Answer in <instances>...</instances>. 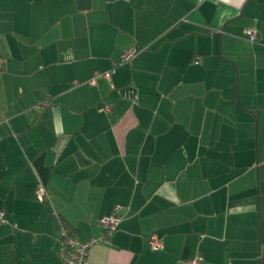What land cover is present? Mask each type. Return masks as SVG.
I'll list each match as a JSON object with an SVG mask.
<instances>
[{"label":"crops","instance_id":"1","mask_svg":"<svg viewBox=\"0 0 264 264\" xmlns=\"http://www.w3.org/2000/svg\"><path fill=\"white\" fill-rule=\"evenodd\" d=\"M0 209V264H264V0H0Z\"/></svg>","mask_w":264,"mask_h":264},{"label":"built area","instance_id":"2","mask_svg":"<svg viewBox=\"0 0 264 264\" xmlns=\"http://www.w3.org/2000/svg\"><path fill=\"white\" fill-rule=\"evenodd\" d=\"M247 37L250 41H254L257 37V33L253 29H248L246 31ZM136 54V50L127 49L121 55L119 64L128 63ZM116 64V63H114ZM111 70H106L103 72L95 71L94 77L96 75L102 74L106 79L109 80ZM93 77V78H94ZM93 78L89 81L92 83ZM110 106L105 105L101 110L110 111ZM37 197L46 201L49 198L46 188L42 184H38L36 187ZM3 211L0 209V222H2ZM118 223V216L116 214H111L109 216L101 219V227L106 236L110 237L112 232L115 230ZM65 235V233L63 232ZM107 239V238H106ZM102 238H91L87 241H80L74 235H65L62 241V245L59 249V259L60 264H88V250L90 247L98 242H104ZM149 245L151 249H160L162 243L157 239L156 235H151L149 238ZM190 264H201L199 258L191 259Z\"/></svg>","mask_w":264,"mask_h":264},{"label":"rangeland","instance_id":"3","mask_svg":"<svg viewBox=\"0 0 264 264\" xmlns=\"http://www.w3.org/2000/svg\"><path fill=\"white\" fill-rule=\"evenodd\" d=\"M222 57V56H221ZM228 60V59H226ZM221 72H223L221 69H219ZM232 74L234 76V85H235V89H236V92H238L239 90V87H238V70H237V67L235 64H233V69H232Z\"/></svg>","mask_w":264,"mask_h":264},{"label":"trees","instance_id":"4","mask_svg":"<svg viewBox=\"0 0 264 264\" xmlns=\"http://www.w3.org/2000/svg\"><path fill=\"white\" fill-rule=\"evenodd\" d=\"M119 62H120V61L115 62L116 64H113V65H117V64H119ZM113 232H114V231H113ZM113 232H112V233H113ZM67 235H71V234H70V233H67ZM111 235H112V234H111ZM151 235H154V234H150V235L148 236V244H149V238H150ZM63 238H64V237H63ZM157 239H158V238H157ZM158 240H159V239H158ZM159 241H160V240H159ZM160 242H161V241H160ZM149 247H150V245H149ZM161 248H162V247H161ZM161 248H160V249H161Z\"/></svg>","mask_w":264,"mask_h":264},{"label":"bare ground","instance_id":"5","mask_svg":"<svg viewBox=\"0 0 264 264\" xmlns=\"http://www.w3.org/2000/svg\"><path fill=\"white\" fill-rule=\"evenodd\" d=\"M228 25V24H227ZM218 28V27H217ZM151 53V52H150ZM153 54V53H152ZM150 56V55H149ZM153 57V56H152ZM255 113V112H254ZM257 119V118H256ZM258 187V186H257Z\"/></svg>","mask_w":264,"mask_h":264},{"label":"water","instance_id":"6","mask_svg":"<svg viewBox=\"0 0 264 264\" xmlns=\"http://www.w3.org/2000/svg\"><path fill=\"white\" fill-rule=\"evenodd\" d=\"M76 2L78 1V0H75ZM221 29H223V26L221 27Z\"/></svg>","mask_w":264,"mask_h":264}]
</instances>
